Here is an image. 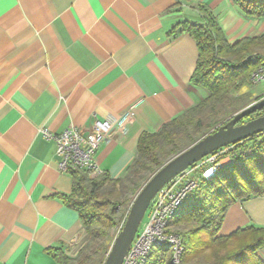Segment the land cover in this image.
<instances>
[{"label":"crops","instance_id":"crops-1","mask_svg":"<svg viewBox=\"0 0 264 264\" xmlns=\"http://www.w3.org/2000/svg\"><path fill=\"white\" fill-rule=\"evenodd\" d=\"M203 8L229 43L264 32V17L245 16L233 0H0V264H53L48 248L73 254L84 236L63 197L71 176L42 128L86 133L94 118L115 123L129 113L96 153L100 171L118 178L141 133L206 96L190 80L198 48L182 29L202 23ZM208 166L192 176L206 178ZM251 225L264 227V193L229 205L218 235Z\"/></svg>","mask_w":264,"mask_h":264},{"label":"trees","instance_id":"trees-1","mask_svg":"<svg viewBox=\"0 0 264 264\" xmlns=\"http://www.w3.org/2000/svg\"><path fill=\"white\" fill-rule=\"evenodd\" d=\"M233 2L245 16L264 17V0ZM201 10L204 21L184 22L182 29L192 36L198 48L190 80L205 88L206 96L158 131L141 133L136 154L123 176L111 178L101 173L89 177L83 169L69 170L72 191L63 197L78 212L84 236L73 254L66 245L48 248L53 264H103L116 227L128 211L122 210V205L131 201L124 202L122 195L128 193L134 198L160 165L214 131L219 115L228 111L231 91L248 84L251 73L264 64V32L229 43L217 17L207 8ZM260 115H264V107L248 117ZM214 153L215 162L229 156L230 163L218 166L211 176L199 180L198 187L188 194L168 223V228H176L182 239L179 264H264L260 254L264 227L251 225L218 235L229 205L264 193V131L211 154ZM171 259L169 248L152 247L145 264H171Z\"/></svg>","mask_w":264,"mask_h":264},{"label":"built area","instance_id":"built-area-1","mask_svg":"<svg viewBox=\"0 0 264 264\" xmlns=\"http://www.w3.org/2000/svg\"><path fill=\"white\" fill-rule=\"evenodd\" d=\"M249 79L252 84L263 81L264 64L253 71ZM130 119L129 113L115 123L94 118L89 132L86 133L76 127H69L61 133H54L48 128H42L41 132L54 143L60 171L83 169L87 171L89 177H95L102 173L96 162L100 143L113 135L119 136L122 123ZM216 155V153L209 154L184 169L156 192L121 264H145L152 247L169 248L172 253L171 264H179V256L183 251L182 239L176 230L168 228L169 220L188 194L198 187V180L192 176V171L197 167L209 165L207 170H210L211 174L207 177L211 176L219 166V163L215 162ZM123 222L124 219L116 227L114 237Z\"/></svg>","mask_w":264,"mask_h":264},{"label":"water","instance_id":"water-1","mask_svg":"<svg viewBox=\"0 0 264 264\" xmlns=\"http://www.w3.org/2000/svg\"><path fill=\"white\" fill-rule=\"evenodd\" d=\"M262 107H264V96L234 112L214 131L206 133L160 165L134 196L122 227L114 237L103 264L122 263L151 199L168 180L212 152L264 131V115L239 123Z\"/></svg>","mask_w":264,"mask_h":264},{"label":"rangeland","instance_id":"rangeland-1","mask_svg":"<svg viewBox=\"0 0 264 264\" xmlns=\"http://www.w3.org/2000/svg\"><path fill=\"white\" fill-rule=\"evenodd\" d=\"M255 86H257L259 89L260 88L261 89L264 88V80L261 81L258 84H252V83L249 82L248 84L244 85L238 91H231V93L229 94L230 100H229V105H228V111H225V112H223L222 114L219 115L220 120H219L218 124H221L224 120H226L234 112L242 109L246 105H248L251 102L255 101L257 98H259L261 96H264V93L259 94L260 92L256 90ZM232 100H233V102H232ZM121 199H123L124 202H126L127 199L131 200L128 203V205L127 204L126 205L125 204L122 205V210L123 209L127 210L129 208L133 198L131 199V197H129L128 193H124L122 195ZM172 229L176 230V228H172ZM109 246H111V242H110Z\"/></svg>","mask_w":264,"mask_h":264},{"label":"flooded vegetation","instance_id":"flooded-vegetation-1","mask_svg":"<svg viewBox=\"0 0 264 264\" xmlns=\"http://www.w3.org/2000/svg\"><path fill=\"white\" fill-rule=\"evenodd\" d=\"M250 119L248 116L245 119H242L239 123L245 122L246 120ZM238 123V124H239Z\"/></svg>","mask_w":264,"mask_h":264}]
</instances>
